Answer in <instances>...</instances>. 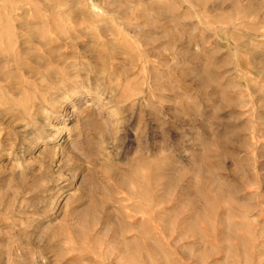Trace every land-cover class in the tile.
<instances>
[{
  "label": "rangeland",
  "instance_id": "374dc122",
  "mask_svg": "<svg viewBox=\"0 0 264 264\" xmlns=\"http://www.w3.org/2000/svg\"><path fill=\"white\" fill-rule=\"evenodd\" d=\"M0 264H264V0H0Z\"/></svg>",
  "mask_w": 264,
  "mask_h": 264
}]
</instances>
